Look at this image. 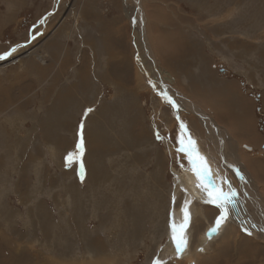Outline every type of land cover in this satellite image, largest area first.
Masks as SVG:
<instances>
[{
  "label": "rangeland",
  "instance_id": "rangeland-1",
  "mask_svg": "<svg viewBox=\"0 0 264 264\" xmlns=\"http://www.w3.org/2000/svg\"><path fill=\"white\" fill-rule=\"evenodd\" d=\"M128 1L141 4L140 49L122 0H0V55L36 48L0 60V264L182 263L166 250L174 172L192 170L181 138L245 190L239 224L197 264H264V0ZM142 57L157 64L141 70ZM166 71L186 100L155 79ZM218 152L236 157L229 168Z\"/></svg>",
  "mask_w": 264,
  "mask_h": 264
},
{
  "label": "bare ground",
  "instance_id": "bare-ground-1",
  "mask_svg": "<svg viewBox=\"0 0 264 264\" xmlns=\"http://www.w3.org/2000/svg\"><path fill=\"white\" fill-rule=\"evenodd\" d=\"M123 2V5H124V13L126 15V17L131 21V23H133L134 27L132 28L133 29V37H134V42H135V46L136 48H139L141 47V36H142V30L140 29L139 27V24L137 23H141V18H142V15L140 14V3H135V5L133 4L132 6H130V2L128 0H122ZM133 3V2H132ZM140 14V15H139ZM157 25V24H156ZM146 37V35H144V38ZM167 39V38H166ZM165 39V40H166ZM162 40V38H161ZM168 41V40H167ZM184 43V42H183ZM176 45V44H175ZM168 46V45H167ZM185 47H186V44H185ZM35 50L36 48L34 49H31V50H25L23 51L22 53H13L12 55H9L8 57H6L4 59V61L2 62V65L1 67H4V66H8L9 64H11L12 62H16V61H20L21 59H25L26 61H28L30 58L29 57H34L35 58ZM146 51L148 52V49H146ZM143 53V52H142ZM174 56V55H173ZM139 57V56H138ZM37 58V57H36ZM150 59H146L144 57H142L138 62L140 65V67H143L141 68L142 69H149L150 67H155V62H154V59L152 57H150ZM40 59L37 58V60ZM155 64V65H154ZM0 67V68H1ZM159 67V66H158ZM161 67V66H160ZM152 69V68H151ZM166 70V69H165ZM155 71V70H154ZM162 71V69H161ZM160 71V72H161ZM173 71V70H172ZM168 71H166L165 74H167V77L164 78V80H162L160 77H157L155 79L159 80L160 83L163 84V86H166L168 85L167 87H169L170 85H175V81L173 80V76L169 75V73H167ZM153 73V71H152ZM151 73V74H152ZM162 73V72H161ZM160 73V74H161ZM163 74V75H165ZM150 75V74H149ZM156 75V74H155ZM153 76V75H152ZM165 77V76H164ZM193 77V76H192ZM163 78V77H162ZM167 81V82H166ZM153 83V81H152ZM158 83V82H157ZM156 83V84H157ZM166 83V84H165ZM189 83V82H188ZM154 84V83H153ZM228 87V86H227ZM152 88H153V85H152ZM172 91V93L174 94V96L176 97V99L179 97V99L182 98V100H186L185 97L175 88H171L169 87ZM214 89V88H213ZM204 92V91H203ZM160 94V93H159ZM161 96V95H160ZM180 96H182L180 98ZM190 96V95H189ZM211 97V96H210ZM226 97V96H225ZM200 98V97H199ZM213 98V97H212ZM230 98V97H228ZM227 98V99H228ZM178 99V100H179ZM207 99V98H206ZM210 99V98H208ZM182 100H179V103L182 104ZM223 100V99H222ZM199 101V100H198ZM211 101V100H210ZM214 102V101H213ZM212 102V103H213ZM166 103L167 102V99H166ZM170 104V103H169ZM191 104V109L194 110L197 115L199 117H201V119H208L210 125L213 126L214 128V137H211V133L208 132V138H212L213 142L219 144V146H221L222 149H224V143L223 141L221 140L220 138V134H219V129L215 126V124L213 125L212 124V119H210V117L206 116L205 114L203 115V113L201 111L198 110V108H196L195 105H193L192 103ZM214 104V103H213ZM183 105V104H182ZM202 106H205L203 104H201ZM185 106V105H183ZM225 106V105H224ZM214 107V106H213ZM226 109L223 111V110H219V116H221V118L223 119H220L222 124H224V126H230V124H232L233 126V123L235 122V119L233 118V116H231V114H233V110L232 109H229L231 108L230 105H229V108H227V106H225ZM208 108V107H207ZM215 108V107H214ZM220 109V108H219ZM224 109V108H223ZM176 110V109H175ZM216 111V109H215ZM180 113V112H178ZM215 113V112H214ZM218 114V113H217ZM166 115V114H165ZM235 115V114H234ZM219 118V117H218ZM229 118V119H228ZM216 119V118H215ZM238 119V118H237ZM217 120V119H216ZM219 120V119H218ZM169 121V120H168ZM206 121V120H205ZM204 121V123H205ZM228 122V123H227ZM236 123V122H235ZM235 127V126H234ZM237 127V126H236ZM247 127V126H246ZM51 128V127H50ZM205 129V128H204ZM236 130V128H234ZM246 130V129H245ZM212 131V132H213ZM229 132V130H228ZM245 133V132H244ZM207 134V133H206ZM248 135V134H247ZM239 137H241L240 135H238ZM233 137H234V134H233ZM243 137V136H242ZM249 137V135H248ZM215 139V141H214ZM238 139V138H237ZM240 139V138H239ZM243 139V138H242ZM236 142V141H235ZM201 147V146H200ZM202 149V148H201ZM219 150V149H218ZM217 150V151H218ZM227 150V149H226ZM197 153L199 154L200 157L203 158L204 162L206 163L208 169L210 170V177H211V180L214 181L216 183V185H219L221 186L224 190H227L228 186L231 185L230 182L227 180L228 178L224 179L223 177H221L219 171L217 170L216 166L213 164V161L210 163V158H208L207 156L208 155H205L204 153H202L201 150H196ZM225 151V150H224ZM231 151V150H230ZM223 152V151H222ZM221 156L222 154L220 152H218ZM228 154V153H227ZM224 155V154H223ZM226 157V155H224ZM223 157V156H222ZM235 156L231 153L229 155H227V161L224 159L223 157V164L226 165L225 168L230 165V163H232V161L235 160ZM237 161V160H236ZM228 162H230L229 164H227ZM215 163V162H214ZM241 167V165H240ZM229 168V166H228ZM231 168H234V166H230V169ZM253 168V167H252ZM259 168V167H257ZM235 170V168H234ZM237 170V169H236ZM241 171H243V168L240 169ZM258 170V169H257ZM233 171V170H232ZM234 173V172H233ZM256 173V171H255ZM260 174V173H259ZM243 175V174H242ZM247 175V174H246ZM264 175V174H263ZM257 176V175H256ZM174 177H175V181H174V188L173 190L171 191V197H172V207L168 213V216L167 217V249L168 250V253L169 255L171 256V258H175L177 257V254H176V251H175V246L173 245L172 243V240H171V235H172V225H175L177 230L179 231V229L181 228L182 225H184L185 223V218H184V209H185V206L187 205V211L189 213V221H188V224H187V227L186 229L184 230L185 232V235H186V238H187V247L186 249L183 251V253L178 257L180 259H182V263H178L180 261H176L177 264H197L198 261L201 259L200 256L198 255V251L200 249V251H204L206 250L207 248H209V245L212 244L214 241H219V240H222L223 238H225L226 235H229V234H232V221L236 219L235 217V214L237 212H241L242 208L240 206H238L239 204L236 203V201L238 202H241V199L242 197L244 196V191H242V194H240L241 192H237V195L234 199V203L232 205H230L229 207V215H228V218L222 223L221 227L217 230L216 233H212L210 231V229L212 227L215 226V220L217 218V216H219L220 214V210L218 208H216L215 206L211 205V204H206L204 203L203 199H202V192H201V189L199 187H197V184H198V181L196 179V176L194 174V172L191 170V171H186V170H183L180 173H176L174 172ZM259 179V178H258ZM263 179V178H262ZM243 180L245 181V176L243 175ZM261 180V179H260ZM225 181H227V183H224ZM240 183H241V186L242 187H245L244 185V182L242 180H240ZM246 183V181H245ZM249 183V182H248ZM262 183V182H261ZM152 185V184H151ZM155 187V186H154ZM234 190L235 188L233 186H231ZM250 187V186H249ZM159 189V188H158ZM241 189H244V188H241ZM236 191V190H235ZM253 192H256V191H253ZM159 195V194H158ZM162 195V194H161ZM254 195V194H253ZM256 197V196H255ZM156 198V196H155ZM260 198V197H259ZM156 200V199H155ZM160 200V198H159ZM256 199L254 198V201ZM162 201V200H161ZM257 201V200H256ZM158 203V202H157ZM163 203V202H161ZM252 204L251 206H249V209L247 208V213H249L248 215H250V218L253 217V198H249L248 200V205ZM256 203V202H255ZM247 205V206H248ZM264 205V203H263ZM210 207L211 208H215L217 209V215L215 216L214 220L213 221H209L208 222V219L206 218V214H205V209L206 207ZM246 206V207H247ZM259 206V205H258ZM264 207V206H263ZM212 208V209H213ZM244 208V207H243ZM214 212V211H213ZM155 214V213H154ZM202 216L205 220H207L206 222V228H205V231L200 235L199 239H198V245H196L195 247H192V233H193V230L195 229V225L197 224L198 220H197V217L199 216ZM264 216V215H263ZM259 217V216H257ZM262 217V216H260ZM254 219V218H253ZM237 220V219H236ZM242 221H245L244 219ZM258 221V220H257ZM264 222V221H263ZM201 223V222H200ZM236 223V222H235ZM237 223H238V220H237ZM250 223V222H249ZM254 223V222H253ZM239 224V223H238ZM258 225V223H256V226ZM261 225V224H260ZM236 226V225H235ZM245 226H247V222L245 223L244 226L241 227V229H252V227H250V225L247 226V228H245ZM258 227V226H257ZM263 228V227H262ZM260 229V228H259ZM228 237V236H227ZM152 242V241H151ZM214 242V243H215ZM217 246V245H216ZM167 253V251H166ZM204 253V252H203ZM168 255V256H169ZM100 258V257H99ZM87 259V258H86ZM86 261V260H85ZM96 261V260H95ZM99 261V260H98ZM102 261V260H101ZM85 263V262H84ZM90 263V262H89ZM88 263V264H89ZM115 264V263H114Z\"/></svg>",
  "mask_w": 264,
  "mask_h": 264
},
{
  "label": "snow or ice",
  "instance_id": "snow-or-ice-1",
  "mask_svg": "<svg viewBox=\"0 0 264 264\" xmlns=\"http://www.w3.org/2000/svg\"><path fill=\"white\" fill-rule=\"evenodd\" d=\"M14 51L15 49H12L11 51L6 52L4 55H0V60L5 59ZM166 99L173 108H176V104L170 98L166 97ZM88 111H91V109H89ZM86 114L87 113H85V115ZM181 129H184L183 124H181ZM179 143L181 144L180 151L184 152L187 156L189 164L191 165V169L196 176V179L198 181L197 187L201 189L202 199L204 203L211 204L220 210V214L215 220V226L210 229L212 233H216L217 230L221 227L222 223L228 218L229 207L234 203L237 192L231 187V185L228 186L227 190H224L221 186L216 185V183L211 180L210 170L208 169L203 158L200 157L197 153L194 147L195 142L192 141L191 138L188 139L187 143L183 138H181L179 140ZM77 147L78 149L81 148L82 142L81 144H78ZM236 174L237 176H240L239 171H237ZM240 178L243 179L242 176H240ZM224 183H227V181H225ZM184 218L185 223L181 226L179 231L177 230L175 225H172L171 240L173 245L175 246L177 257H179L187 247V238L184 232L190 219L189 213L187 211V205L184 209ZM244 231L247 234L251 235V233L248 232L247 229H244ZM153 264H160V262L153 261Z\"/></svg>",
  "mask_w": 264,
  "mask_h": 264
}]
</instances>
